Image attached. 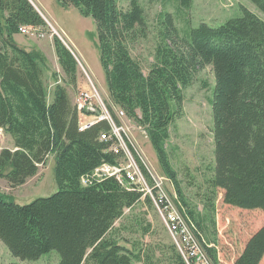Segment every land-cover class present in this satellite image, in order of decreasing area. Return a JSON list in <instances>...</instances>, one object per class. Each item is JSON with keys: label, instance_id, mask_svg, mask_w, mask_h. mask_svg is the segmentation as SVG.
<instances>
[{"label": "trees", "instance_id": "obj_1", "mask_svg": "<svg viewBox=\"0 0 264 264\" xmlns=\"http://www.w3.org/2000/svg\"><path fill=\"white\" fill-rule=\"evenodd\" d=\"M60 1L94 18L110 103L146 128L186 224L212 264H220L207 223L208 219L215 223L216 189L224 190L227 202L264 211V18L243 6L240 16L219 25L202 21L183 33L174 14L161 11L155 61L146 74L131 51L132 44L148 36L139 0H130L127 8L119 0ZM251 1L264 13V0ZM178 2L190 8L193 0ZM46 24L31 0H0V127L14 142V148H0V176L12 185L22 184L53 154L59 186L53 194L27 203L0 192V239L21 259H38L55 249L58 264H156L158 260L188 264L173 239L159 247L161 255L153 246L129 248L121 243L122 231L129 227L142 234L152 231L151 221L125 215L126 208L132 209L142 198L155 203L136 185L121 183L114 175L98 180L93 174L104 163L120 166L124 152L114 150V139L100 138L110 130L107 120L80 128V112L67 86L77 85L78 63L74 51L57 35L54 47L64 75L53 73L56 83L49 99L46 58L14 40L22 25ZM207 64L215 75L211 99L215 164L204 214L188 201L166 141L170 125L183 112L184 88ZM119 218L124 220L116 225ZM263 257L264 224L249 237L233 264H260Z\"/></svg>", "mask_w": 264, "mask_h": 264}, {"label": "rangeland", "instance_id": "obj_2", "mask_svg": "<svg viewBox=\"0 0 264 264\" xmlns=\"http://www.w3.org/2000/svg\"><path fill=\"white\" fill-rule=\"evenodd\" d=\"M129 1L119 0V3L123 8H127ZM139 1L145 10L148 36L141 37L135 44H132L131 51L141 61L143 71L146 74L155 61L156 45L159 42L157 16L161 11H171L176 18L180 31L183 33L198 26L202 21L211 25H219L231 17L240 16L243 14V6L249 7L264 18V13L251 0H193L190 8L182 7L178 0ZM33 2L46 18L47 24L39 27L44 35L22 32L16 33L14 40L21 46L32 47L41 51L46 58L45 76L49 99L53 97L56 83L53 73L57 71L59 77L64 75L57 57L49 47L52 45V41L54 44V35H57L81 61L77 66L78 82L76 87L67 85L72 102H75L81 90H91V82H93L99 93V96L94 97V100L103 101V106L108 108L107 103H110L111 98L101 61L94 18L91 15L82 14L76 6L64 5L60 0H33ZM57 68L59 69L57 70ZM214 84L213 66L207 64L197 72L193 82L184 88L183 112L170 125V136L166 141L170 161L178 172L188 201L195 209L204 214H206V195L212 191L208 183L215 164L214 119L211 105ZM81 119L87 120L89 118L81 115ZM120 120L125 127L123 134L127 135L133 143L134 147L130 144L131 148H134L136 153L143 157L157 178L164 180L163 185L167 191H174L172 183L160 166L156 150L146 128L127 116ZM7 133L4 128L0 127V145L8 144ZM126 142L128 141L126 140ZM54 167V155L50 154L47 161L40 164L38 172L22 184L12 185L5 177L0 176V192L19 203H27L37 197L51 195L59 187L55 179ZM223 193L224 190L218 188L216 189V196L213 197L215 209L212 215L215 217V225L208 219V236L217 246L220 264H233L249 237L264 224V211L259 207L243 208L227 202L224 200ZM130 213L151 221L152 231L142 234L141 231L129 227L122 231L121 235L125 239H122L121 243L129 248L153 246L156 248V254L161 255L159 247L162 248L164 244L172 241L167 226L161 218L162 215L158 213L155 206L150 205L146 200L144 201V198L132 209L126 208L125 215ZM123 220L124 218H119L116 225ZM59 259V253L55 249L44 253L38 259H21L12 254L0 239V264L11 262L58 264ZM156 264L163 263L158 260ZM260 264H264V257Z\"/></svg>", "mask_w": 264, "mask_h": 264}, {"label": "built area", "instance_id": "obj_3", "mask_svg": "<svg viewBox=\"0 0 264 264\" xmlns=\"http://www.w3.org/2000/svg\"><path fill=\"white\" fill-rule=\"evenodd\" d=\"M21 28L30 34L41 33L40 35H44V32L40 31L39 26L23 25L20 27V29ZM38 28L39 31H37ZM91 84V90H82L78 94L76 98L78 103L77 107L80 111H96L97 109H101L102 114L95 115L93 119L83 123L80 128L88 127L100 119H107L111 125V130L107 133L102 132L100 137L102 139H114V150L121 148L124 152L122 162L119 163L123 164V172H115V168H111L109 163H104L100 167L96 168L93 174L98 178V180L107 175H114L122 183H127L129 186L136 184L145 192V194H149L156 204L159 213L162 215L163 220L165 221L174 241L176 242L187 263L206 264V257H202V251L198 249V242L196 240H192L191 233L187 232L184 216L177 206L174 197L170 191H167V189L164 187V180L157 178L153 172V169L146 163L143 157L139 153H136L134 148H131L130 144L133 146L132 141L130 144L126 142L125 135L123 134L125 131L124 125L115 121L108 108L103 106V102L94 100V97L99 96V93L95 89L94 83L91 82ZM116 113L119 118L126 116L123 109H117ZM138 157L142 160L145 167L147 168L148 175H146L142 169L138 161ZM83 181L86 183V178H84Z\"/></svg>", "mask_w": 264, "mask_h": 264}, {"label": "bare ground", "instance_id": "obj_4", "mask_svg": "<svg viewBox=\"0 0 264 264\" xmlns=\"http://www.w3.org/2000/svg\"><path fill=\"white\" fill-rule=\"evenodd\" d=\"M34 3V2H33ZM42 15L44 16V14L42 13ZM44 18H45V16H44ZM45 20H46V18H45ZM23 26V25H22ZM20 31H21V33L23 32V33H25V30H23L22 28L20 29ZM57 32V31H56ZM75 56H76V54H75ZM76 59H77V63H80L81 61H80V59L76 56ZM78 65V64H77ZM84 90V89H83ZM82 91V90H81ZM80 91V92H81ZM100 102H103V101H100ZM75 103H76V105L78 106V103H77V100H75ZM108 104V110H109V112L112 114V116L113 117H116L117 119H119V122H117L116 120V122L117 123H121V120L120 119H122V118H119L118 116H117V113H116V110L117 109H121V108H119V107H114L111 103H107ZM78 108V107H77ZM79 110V109H78ZM99 111H101V112H99ZM113 111V112H112ZM79 112H80V116L81 115H83V116H85V117H88L89 119H87V120H83V119H81V117H80V126L83 124V123H85V122H88V121H90L91 119H93L94 117H95V115H99V114H102V110L101 109H97L96 111H91V110H85V111H80L79 110ZM88 112H90V113H88ZM94 113V114H93ZM92 114H93V116H92ZM126 115V114H125ZM124 117H126V116H124ZM104 119V118H103ZM115 119V118H114ZM101 120V119H100ZM105 120H107V119H105ZM108 121V120H107ZM109 122V121H108ZM110 124V123H109ZM110 130H111V125H110ZM109 130V131H110ZM103 133H107V132H103ZM101 135V134H100ZM101 138V137H100ZM125 138H126V140L128 141L127 143H131V140H130V138H128L126 135H125ZM102 139V138H101ZM139 158V157H138ZM140 159V158H139ZM141 160V159H140ZM142 161V160H141ZM111 168H115V172H123V166H118V165H111ZM144 176H145V174H144ZM120 181V180H119ZM121 182V181H120ZM122 183V182H121ZM127 184V183H126ZM128 185V184H127ZM133 185H136V184H133ZM137 186V185H136ZM138 187V186H137ZM155 206H156V204H155ZM156 210L158 211V209H157V206H156ZM158 213H159V211H158ZM160 214V213H159ZM161 218H162V216H161ZM163 219V218H162ZM164 221V220H163ZM164 223H165V221H164ZM165 225H166V223H165ZM167 226V225H166ZM185 226H187V232H190L191 233V239L192 240H196L197 241V239L195 238L196 236H194L193 235V233L191 232L192 231V229L190 230V228L188 227V225L186 224V221H185ZM167 229H168V227H167ZM168 231H169V229H168ZM169 233H170V231H169ZM170 235H171V233H170ZM171 237H172V235H171ZM172 239H173V237H172ZM173 241H174V239H173ZM175 242V241H174ZM198 242V241H197ZM176 243V242H175ZM177 245V244H176ZM178 247V246H177ZM198 249H200V251H202V257H206V264H212V262H211V260L209 259V256H207L206 255V253L204 252V250H203V248L201 247V244H199L198 243ZM180 250V249H179Z\"/></svg>", "mask_w": 264, "mask_h": 264}, {"label": "crops", "instance_id": "obj_5", "mask_svg": "<svg viewBox=\"0 0 264 264\" xmlns=\"http://www.w3.org/2000/svg\"><path fill=\"white\" fill-rule=\"evenodd\" d=\"M39 2V1H38ZM40 10V9H39ZM41 11V10H40ZM43 13V12H42ZM69 39V38H68ZM71 44H72V41H70ZM73 45V44H72ZM39 46V45H38ZM24 47V46H23ZM42 49H44L42 46H40ZM51 48V50H53L54 54H55V57H57V54H56V51H55V47H54V44H53V41H52V45L49 46ZM26 48V47H25ZM32 48V47H30ZM28 48V49H30ZM57 61H58V57H57ZM58 64H59V61H58ZM60 65V64H59ZM59 68H57L58 70ZM7 145H0V148L1 147H4V146H7V147H10V148H14V142H13V138L10 134L7 133Z\"/></svg>", "mask_w": 264, "mask_h": 264}, {"label": "water", "instance_id": "obj_6", "mask_svg": "<svg viewBox=\"0 0 264 264\" xmlns=\"http://www.w3.org/2000/svg\"><path fill=\"white\" fill-rule=\"evenodd\" d=\"M33 2V0H31Z\"/></svg>", "mask_w": 264, "mask_h": 264}]
</instances>
